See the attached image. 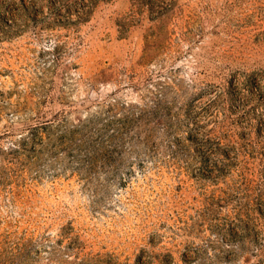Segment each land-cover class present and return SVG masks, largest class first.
<instances>
[{
    "label": "rangeland",
    "instance_id": "rangeland-1",
    "mask_svg": "<svg viewBox=\"0 0 264 264\" xmlns=\"http://www.w3.org/2000/svg\"><path fill=\"white\" fill-rule=\"evenodd\" d=\"M0 264H264V0H0Z\"/></svg>",
    "mask_w": 264,
    "mask_h": 264
}]
</instances>
